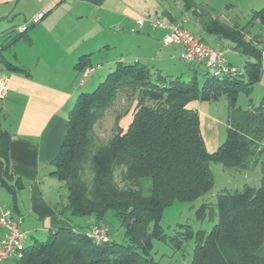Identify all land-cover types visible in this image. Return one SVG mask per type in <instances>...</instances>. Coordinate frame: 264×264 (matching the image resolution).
Instances as JSON below:
<instances>
[{"label": "trees", "instance_id": "1", "mask_svg": "<svg viewBox=\"0 0 264 264\" xmlns=\"http://www.w3.org/2000/svg\"><path fill=\"white\" fill-rule=\"evenodd\" d=\"M253 17L264 27V7ZM200 23L204 31L228 40L231 48L245 55L237 73L218 77L204 68L206 78L199 84L200 65H189L193 73L185 81L182 74H164L140 61L118 62L92 91L79 92L68 112L63 141L52 160L51 172L66 191L59 207L69 217H93L94 224L87 229L108 227L105 214L112 210L125 243L112 240L109 227L107 238L100 242L88 238L87 229L59 227L45 241L23 248L15 264H152L153 240L169 238L180 246L192 236L195 243L187 264H264V256L258 254L264 244L263 161L258 187L244 184L215 194L217 221L208 231L193 232L182 224L184 230L168 237L160 224L164 209L173 202H192L210 192V164L243 170L257 163L264 151V96L256 107L242 109L235 104L237 93L249 92L260 78L264 36L248 37L244 27L217 19ZM25 29H12L9 43L23 36ZM222 93L228 107L226 136L208 152L199 114L190 104L216 100ZM122 94L130 107L134 104L122 113L131 115L130 122L122 129V114L117 112L113 133L103 141L95 125ZM8 143L9 135L1 132L0 164L5 163ZM0 174L6 183L4 167ZM207 208V202L200 204L197 217Z\"/></svg>", "mask_w": 264, "mask_h": 264}, {"label": "crops", "instance_id": "2", "mask_svg": "<svg viewBox=\"0 0 264 264\" xmlns=\"http://www.w3.org/2000/svg\"><path fill=\"white\" fill-rule=\"evenodd\" d=\"M139 1L0 0V81L6 87L0 97V133L9 135L7 157L0 164V173L3 167L7 173L6 183L0 178V205L21 219L23 248L45 241L59 227H80L59 207L66 191L51 172L52 160L59 152L66 118L77 95L96 87L104 78L96 70L106 67L108 73L118 62L140 61L164 74H184L182 46L162 44L166 29L148 24L136 29V20L144 14L136 7ZM152 5L148 11L156 3ZM38 12H42L41 18L26 24ZM162 12L160 17L166 21L173 17L167 10ZM22 25H27L25 34L9 43L11 30ZM192 29L200 36L204 31L196 26ZM212 40L214 46L209 45L213 48L224 45L219 36L213 35ZM235 52L226 60L241 68L247 58ZM262 57L264 60V51ZM88 65L95 69L85 78L82 71ZM204 102L195 100L190 106L199 114V127L210 152L220 144L218 135L206 136L202 126L207 119L216 125L220 120L208 113ZM130 116L127 113L119 120L122 129ZM214 137L216 147L208 149ZM93 220L87 216L82 221L85 224L78 225L85 231ZM2 264H15V258Z\"/></svg>", "mask_w": 264, "mask_h": 264}, {"label": "rangeland", "instance_id": "3", "mask_svg": "<svg viewBox=\"0 0 264 264\" xmlns=\"http://www.w3.org/2000/svg\"><path fill=\"white\" fill-rule=\"evenodd\" d=\"M153 2L156 3V6L154 9L152 8L148 11L150 6H153ZM136 4V7H139V10L144 12L142 18L154 17L158 15L157 17L163 19L160 17L163 13L162 11L167 10L173 17L180 20L178 23L184 24V26L189 29V32H192L191 30H193V26H196L199 29L203 28L202 23H200L201 21L206 22L209 19H217L222 23L244 27L246 31L245 34L248 37H252L255 34H261L264 36V27L259 23V21H257V18L253 17L254 11L264 7V0H141ZM189 4L191 7L189 6V8H187V5ZM192 9H194L193 11L198 13L199 16L194 15L191 11ZM196 35L200 36V34ZM201 36L206 42H208V44L213 45V34L203 31ZM222 40L224 45L220 44V48L221 50L223 49L222 51L225 58L233 56V53L235 54L236 52L233 48H230L231 43L228 40L226 41L224 38H222ZM182 65L184 74L181 76H183V80L188 81L190 80L193 72L188 65L184 63H182ZM84 69L85 67L83 68V71ZM204 71L205 70L202 65L197 68L196 75L199 84H202L206 78V75H203ZM97 72H99L100 76L103 75L105 78L107 74L105 73L106 67H103L100 71L96 70L95 73ZM260 73L261 75L259 80L251 85L249 92L239 91L237 93L235 99L237 107L248 109L256 107L260 103L261 98L264 96V60H262V71ZM94 88L95 87L88 90L92 91ZM225 99L226 97L222 93L216 98V100L212 99L204 102L208 113L215 115L218 120H220V124L216 125L213 121L207 119L205 125L203 123L202 126L203 132H205L206 136L217 134L219 143H221L226 136L225 125H227L228 107ZM130 103L131 102L128 101L125 94L119 95L115 103H113V106L110 107L100 118L95 125L94 131L101 140L105 141L112 135L114 128V116L117 112L122 114L127 108L131 110L134 104L132 103L130 107ZM126 115L127 114H122V116ZM122 116L121 118H123ZM216 140L217 139L215 137L212 138L210 143L213 142V144L207 145L208 149L216 147ZM262 161L264 163V151L255 166L243 170L224 168L218 163L210 164L213 173V187L209 193L192 202L175 201L164 209L163 216L160 218V224L166 235L171 237L176 235L178 231L184 230L185 227L180 226L182 224L190 225L193 232L198 229L206 231L211 229L217 221L216 207L214 204L215 194L224 188L229 190L241 189L245 182H248L247 184L254 187H258L260 184ZM88 178H90V175ZM147 192L148 191L145 189L143 193L145 194ZM203 202H207L208 208L203 215L197 217L198 209L200 204ZM86 217L87 216H73V224H75V226H80L79 229L83 230L84 227L78 224H85L82 221H84ZM105 219L110 230V238L118 243H125L124 234L122 233L123 229L120 226V222L117 221V218L114 216L112 210H108L106 212ZM194 243V236L183 240L182 243H179L180 246H175L169 238L166 240H153L150 244L149 258H151L152 264H187L191 259ZM258 254L264 256V244L261 248H259Z\"/></svg>", "mask_w": 264, "mask_h": 264}, {"label": "built area", "instance_id": "4", "mask_svg": "<svg viewBox=\"0 0 264 264\" xmlns=\"http://www.w3.org/2000/svg\"><path fill=\"white\" fill-rule=\"evenodd\" d=\"M42 16V12L36 13L26 23L36 22ZM148 24L153 27H161L166 29L165 35L162 37V44L168 46L178 43L182 46V59L189 65H202L210 75L224 76L233 75L240 69L226 60L221 49L213 48L207 44L201 36L189 32L182 28L177 22L166 21L159 17H140L136 20V26ZM27 25L17 27V31L25 29ZM95 69L94 66H85L82 75L86 76ZM5 83L0 81V97L5 94ZM21 219L14 218L12 212L5 206L0 205V230L3 236L0 238V264L4 260L17 258L21 256L23 246L21 240L23 233L20 229ZM108 227L104 225H92L86 231L85 235L95 242L103 241L108 236Z\"/></svg>", "mask_w": 264, "mask_h": 264}]
</instances>
